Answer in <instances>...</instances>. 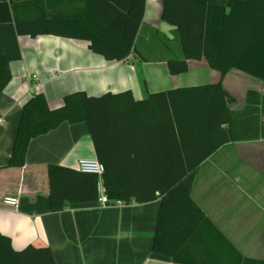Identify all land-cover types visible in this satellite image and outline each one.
Instances as JSON below:
<instances>
[{"label":"trees","instance_id":"16d2710c","mask_svg":"<svg viewBox=\"0 0 264 264\" xmlns=\"http://www.w3.org/2000/svg\"><path fill=\"white\" fill-rule=\"evenodd\" d=\"M145 7V0H0V27L7 30L0 38V91L11 80L10 63L21 59L18 37L68 38L87 43L108 61H125L137 54ZM162 20L176 27L183 53L168 60L171 75L187 73L190 61L206 60L223 76L235 69L264 81V4L234 0L227 11L206 0H164ZM127 98L129 104L121 103ZM231 101L221 82L151 94L142 101L129 92L90 96L79 91L65 96L59 109L36 93L23 107L8 167L25 166L34 139L62 123L85 122L95 159L105 165L108 198L127 204L159 199L154 253L175 264H264L244 258L192 197L200 165L216 150L264 139V95L249 90L239 111L229 108ZM157 123L171 127V134L148 146L140 139L141 128ZM98 183L96 175L49 165L50 210L96 202ZM0 264L56 262L49 248L30 245L16 251L0 233Z\"/></svg>","mask_w":264,"mask_h":264},{"label":"crops","instance_id":"0c3cea01","mask_svg":"<svg viewBox=\"0 0 264 264\" xmlns=\"http://www.w3.org/2000/svg\"><path fill=\"white\" fill-rule=\"evenodd\" d=\"M206 1L229 11L234 0ZM145 2L137 54L125 61H108L87 43L68 38L18 37L21 59L10 63L11 80L0 91V233L16 251L47 247L56 264H175L152 251L159 199L125 206L97 200L50 210L49 165L78 169L80 159H95L85 122L62 123L34 139L25 166L8 167L23 107L36 93L44 95L51 109H59L65 96L79 91L90 96L129 92L142 101L151 94L221 82L232 97L233 111L246 105L249 90L264 95V81L235 69L223 76L206 60L190 61L187 73L171 75L168 60L183 57L176 27L162 20L164 0ZM6 34L0 27V38ZM142 36L146 45L140 50ZM128 99L121 103L129 104ZM141 129L140 139L148 146L171 134L167 124ZM6 196L18 197V207L4 205ZM192 197L244 258L264 261V139L227 143L216 150L200 165Z\"/></svg>","mask_w":264,"mask_h":264},{"label":"built area","instance_id":"2783aa9c","mask_svg":"<svg viewBox=\"0 0 264 264\" xmlns=\"http://www.w3.org/2000/svg\"><path fill=\"white\" fill-rule=\"evenodd\" d=\"M3 120L0 118V122ZM78 170L82 173L96 175L99 179L98 190H99V202L102 205L109 206H125L127 203L121 200H110L106 194L103 185V175L105 173V165L97 159H80L78 161ZM2 203L6 206L17 208L19 205L18 197L6 196L3 198ZM133 203V201L131 202ZM130 204V203H129Z\"/></svg>","mask_w":264,"mask_h":264},{"label":"rangeland","instance_id":"374dc122","mask_svg":"<svg viewBox=\"0 0 264 264\" xmlns=\"http://www.w3.org/2000/svg\"><path fill=\"white\" fill-rule=\"evenodd\" d=\"M144 42H145V38L142 36V37H141L140 46H139V49H140V50H142L141 48L143 47V45H146V43H144ZM144 54H145V53H144ZM145 57H146L147 59H150L149 56H146V55H145Z\"/></svg>","mask_w":264,"mask_h":264}]
</instances>
